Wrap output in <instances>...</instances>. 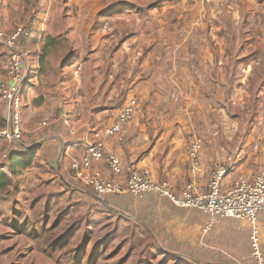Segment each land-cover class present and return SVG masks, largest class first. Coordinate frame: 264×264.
<instances>
[{
  "label": "crops",
  "instance_id": "0c3cea01",
  "mask_svg": "<svg viewBox=\"0 0 264 264\" xmlns=\"http://www.w3.org/2000/svg\"><path fill=\"white\" fill-rule=\"evenodd\" d=\"M178 2L181 4L183 0ZM165 6L163 4L158 10L161 7L165 10ZM98 8L93 2L90 12L96 13ZM73 10H77L76 14ZM82 11L84 14L80 15ZM86 12V0H35L30 4L28 0H0V32L7 33L25 23H31L33 28L32 37L23 45L29 52L30 65L23 90V137L19 144L0 137V264H49L54 250L65 249L68 229L63 227L52 241L38 247L36 232L30 227L43 225L46 228L49 224L54 227L55 222H68L71 207L78 212V220L85 221L92 206L96 216L101 218L104 208L115 210L119 222V218H124L138 224L149 237V243L155 242L163 252L192 263L255 264L250 254V227L245 219L221 218L203 232L208 214L199 209L177 206L168 198L151 192L141 197L111 194L99 198L91 189L71 180L70 160L81 155L91 138V130L111 123L110 113L119 108L108 104L110 94L124 89L128 94L146 98L150 93L175 92L181 85L177 78L168 81L161 75L157 78L155 72L147 76L142 73L118 76L116 72L108 74L106 71L92 75L87 62L98 58L102 45L99 46L97 33L90 32L95 22L89 25L82 20ZM88 36L91 37L90 51L85 47ZM134 45L130 42L129 52L134 51ZM6 53L0 41V67ZM158 58L164 59L161 62L183 61L176 55H169L168 61L166 55ZM121 76H126L123 83L118 81ZM89 93L96 95V104L91 107ZM100 94L106 95L105 98ZM142 102L146 103L142 108L146 120L135 116L127 122L123 126V143L114 138L104 139L108 150L117 154L124 166L152 167V155L159 149L160 138L176 143L172 145L180 143L176 131H182L183 127L179 118L167 116L168 105L155 109L153 103ZM5 108L0 98V129L7 123ZM191 127L195 126L191 124ZM150 137L156 141L153 147L147 146ZM202 140L203 148L195 171L190 169L184 155L183 164L166 170L169 177L157 175L168 178L177 193L189 180L200 187L205 185L214 163L226 156L220 159V150L227 147L226 142L213 147L210 141L205 144ZM260 150H264L262 143ZM26 155L31 156L30 163L22 166L17 159ZM92 169L113 176L103 163H93ZM232 172L225 177V187L235 177ZM1 174L9 182L5 184ZM3 220L7 222L2 223ZM257 224L264 258V211L258 213ZM41 250L47 253L46 259L41 256Z\"/></svg>",
  "mask_w": 264,
  "mask_h": 264
},
{
  "label": "rangeland",
  "instance_id": "374dc122",
  "mask_svg": "<svg viewBox=\"0 0 264 264\" xmlns=\"http://www.w3.org/2000/svg\"><path fill=\"white\" fill-rule=\"evenodd\" d=\"M174 1L86 0L87 12L82 20L95 22L90 32L97 33L99 46L102 45L98 58L87 62L90 73L147 76L155 72L157 78L161 75L168 81L179 80L180 89L175 92L150 93L141 98L122 89L108 97V104L119 108L131 96L136 98L130 120L135 116L146 120L142 110L146 103L142 100L153 103L155 109L168 105L167 116L180 119L183 129L176 131L180 136L178 145L159 139V149L152 155L153 165L148 168L155 175H167L169 167L183 164L184 155L189 166L188 151L195 136L202 137L205 144L210 141L213 147L226 142L220 159L235 151L243 153V160L232 169V175L240 171L264 173V150H260V143L264 145V0H183L181 4L177 0L172 6ZM93 2L99 8L92 14ZM163 4L167 5L165 10H158ZM83 14L82 11L80 15ZM87 39L85 47L90 51L91 37ZM130 42L136 44L132 52L128 51ZM154 55H166V61L169 55L181 56L183 61L161 62L164 59ZM126 76L118 81L123 83ZM88 96L91 107L96 104V95ZM24 97L21 92V108ZM127 122L122 124V140H116L119 143L125 141L123 126ZM147 140L149 147L156 143L151 137ZM91 208L85 221L78 220V212L71 207L68 222H55L54 227H30L36 232L38 247L52 241L63 227L68 229L65 249H53L49 264H196L163 252L155 242L149 243L138 224L124 218H119V222L115 210L104 208L101 218ZM46 254L42 251L41 256L46 259Z\"/></svg>",
  "mask_w": 264,
  "mask_h": 264
},
{
  "label": "built area",
  "instance_id": "2783aa9c",
  "mask_svg": "<svg viewBox=\"0 0 264 264\" xmlns=\"http://www.w3.org/2000/svg\"><path fill=\"white\" fill-rule=\"evenodd\" d=\"M32 30V24L25 23L7 33L0 32V41L7 51L0 67V98L8 114L6 125L0 129V137L15 144H19L23 137L20 93L30 71L29 52L23 45ZM135 106L136 98L131 96L120 108L112 110L111 123L91 130V138L81 155L70 160L71 180L91 189L99 198L111 194L141 197L151 192L168 198L177 206L199 209L208 214L203 232L221 218L245 219L250 227V254L255 264H264L257 224L258 213L264 211V173L240 171L225 187V177L243 160V153L235 151L214 164L205 185L200 187L194 180H189L177 193L168 178L158 177L146 167L124 166L121 159L108 150L104 139L122 140V124L130 120ZM202 147V138L194 137L188 151L192 171L198 168ZM93 163H103L113 176H105L99 169L93 170Z\"/></svg>",
  "mask_w": 264,
  "mask_h": 264
},
{
  "label": "trees",
  "instance_id": "16d2710c",
  "mask_svg": "<svg viewBox=\"0 0 264 264\" xmlns=\"http://www.w3.org/2000/svg\"><path fill=\"white\" fill-rule=\"evenodd\" d=\"M30 158L31 156L30 155H26L25 157H18L17 159V162L22 165V166H26L30 163ZM3 177H2V181L6 184L7 182H9V179L7 177H4L3 174H1Z\"/></svg>",
  "mask_w": 264,
  "mask_h": 264
}]
</instances>
